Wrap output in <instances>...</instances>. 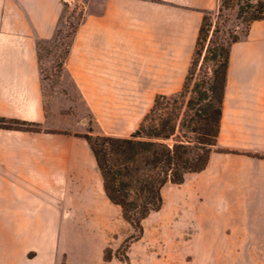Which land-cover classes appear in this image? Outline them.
Here are the masks:
<instances>
[{"label": "crops", "instance_id": "crops-1", "mask_svg": "<svg viewBox=\"0 0 264 264\" xmlns=\"http://www.w3.org/2000/svg\"><path fill=\"white\" fill-rule=\"evenodd\" d=\"M13 1L0 9V116L42 130L0 128V264H106L108 237L66 230L88 219L71 215L72 202L100 208L96 158L85 139L46 130L36 39L55 35L64 2ZM77 1L83 17L64 72L100 124L101 112L114 113L131 134L157 95L182 89L204 13L218 0ZM218 143L231 152L213 150L186 179L193 176L197 264H264V158L256 156L264 155V19L232 45Z\"/></svg>", "mask_w": 264, "mask_h": 264}, {"label": "trees", "instance_id": "trees-1", "mask_svg": "<svg viewBox=\"0 0 264 264\" xmlns=\"http://www.w3.org/2000/svg\"><path fill=\"white\" fill-rule=\"evenodd\" d=\"M82 17L80 13L74 22L62 19L51 39H36L40 70L44 44L57 47L63 40L64 52L54 60L53 67L60 73L64 71ZM263 19L264 0H219L214 28L211 10L204 13L181 90L157 95L129 136L96 133L91 128L77 135L88 142L96 158L105 195L121 208L124 219L134 230L125 240V248L142 238L143 221L161 210L166 184H184L189 174L204 170L213 150L231 152L218 143L231 48L248 37L253 22ZM233 20L238 27L243 25L241 31L232 27ZM46 52L51 49L46 48ZM0 128L42 130L39 123L3 116ZM256 156L264 158L262 154Z\"/></svg>", "mask_w": 264, "mask_h": 264}, {"label": "rangeland", "instance_id": "rangeland-1", "mask_svg": "<svg viewBox=\"0 0 264 264\" xmlns=\"http://www.w3.org/2000/svg\"><path fill=\"white\" fill-rule=\"evenodd\" d=\"M63 20L70 22L82 13V5L77 0H63ZM13 0H0V9L14 8ZM219 12V0L216 8L211 10L213 28ZM232 27L241 31L243 25L237 26L235 20ZM205 44L198 69L203 61L205 49L211 38ZM42 49L41 75L44 86L46 107L49 113V123L46 130H64L77 136L93 129L96 133H107L118 136H129L131 129L117 126L114 113H100L101 124L94 113L90 111L76 83L66 72H59L53 67V62L62 55L65 48L63 40L57 47L49 43ZM51 52L47 53L46 48ZM78 137V136H77ZM77 196L79 193H73ZM83 192L80 193V195ZM164 203L158 212L152 213L143 221L144 234L138 241L125 248V240L134 232L132 226L124 219L119 206L109 202L102 196L100 208L95 214L92 208L75 207L72 202L71 215L88 218L83 222H72L67 231L71 233H102L108 237L109 243L105 249L106 264H197L201 243L194 240V183L193 176L181 185L168 183L163 189ZM99 198L97 197V201ZM76 201V197L74 202ZM79 203V201H77ZM94 216L101 217L98 220ZM208 244L209 241H206ZM205 247V244H203ZM208 246V245H206ZM77 249V248H75ZM128 258V261L126 260ZM195 258V261H194Z\"/></svg>", "mask_w": 264, "mask_h": 264}]
</instances>
